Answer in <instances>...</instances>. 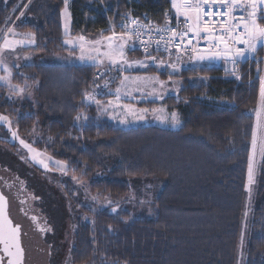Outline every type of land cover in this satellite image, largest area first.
Here are the masks:
<instances>
[{
	"label": "trees",
	"instance_id": "trees-1",
	"mask_svg": "<svg viewBox=\"0 0 264 264\" xmlns=\"http://www.w3.org/2000/svg\"><path fill=\"white\" fill-rule=\"evenodd\" d=\"M18 1L8 0L5 6L0 0V29ZM28 4L24 28L35 45L22 51L37 62L22 63L13 74V85H29L22 108L10 115L19 135L38 123L44 138L38 145L55 160L67 161L70 176L85 179L92 191L112 200L129 195L130 181L134 186L153 181L157 189L162 185L147 218L130 219L126 210L112 213L110 206L96 212L81 209L69 264H237L242 232L243 264H264V155L245 217L259 90L256 65L243 63L239 81L223 79L216 68L181 71L178 99L163 101L178 114L180 126L122 128L99 116L93 105L81 103L104 80L94 77L98 67L45 62L66 51L60 21L64 0ZM170 7V0H70V33L94 37L124 21V14L161 25ZM198 75L210 77L188 82ZM29 93L35 96L32 102ZM8 109L0 97V112ZM77 115L81 120H75Z\"/></svg>",
	"mask_w": 264,
	"mask_h": 264
},
{
	"label": "snow or ice",
	"instance_id": "snow-or-ice-1",
	"mask_svg": "<svg viewBox=\"0 0 264 264\" xmlns=\"http://www.w3.org/2000/svg\"><path fill=\"white\" fill-rule=\"evenodd\" d=\"M68 2L64 0L65 8L61 15L67 19ZM5 6L8 0H4ZM171 7L165 12V22L163 25H153L152 22L142 23L140 18L124 14L123 20L126 23L119 25L113 22L110 34L105 35L103 32L98 37L88 38L81 34L76 39L65 40L64 44L68 46L70 54L75 53L79 49V61L82 63H91L104 68L103 72L97 74V79H103L108 75L109 71L120 73L122 79L120 85L116 88L115 96L119 101L121 99V88L126 89L125 96H132L133 91L140 92L145 96H152L155 99H163L159 90L168 91V82L160 80L159 76H130L125 75L126 72L134 70H147L153 65L159 70L161 68H169L171 75L178 71L177 63L172 60L173 50L176 53V59L180 60L183 55L191 56L196 61H217L223 60L225 64L231 63L233 68L231 75L236 80L243 79L237 70V65L241 60H247L254 56L259 48L264 47V0H170ZM18 9H13V14ZM172 13L175 14L176 27L171 26ZM24 15L20 12V16ZM11 23L6 21V26ZM119 27L121 31L117 33L115 28ZM66 34L68 24H65ZM12 28L7 29L4 35L3 45L0 48H9L15 51L14 42L9 36L14 35ZM193 41L196 43L194 44ZM200 41H204L206 47L198 48ZM131 42V43H130ZM20 45H24L25 41H16ZM29 43H35L34 38ZM137 44L141 46L144 53L143 60H129L127 52L135 51ZM165 52L168 54V61L165 63L163 59L157 60L152 53ZM0 67L6 75L0 76V82H8L11 92L23 94L29 85L13 86L10 84L12 72L3 59H0ZM18 67V66H16ZM259 72V69H258ZM113 78L105 83L104 87H109ZM100 86L97 85V88ZM151 91H146L147 89ZM99 95V93H97ZM97 95L85 94V101L95 102L98 108L101 107V101ZM108 105H112V101H108ZM125 112L137 119L143 120L147 112V108L140 109L139 114L136 109L129 105H122ZM103 111H107L108 107L103 106ZM256 115V122L252 126L251 144L252 151L248 156L247 183L245 190L250 192V185L255 183V149L258 143L261 154L264 155V75H259V90L257 97V107L253 110ZM153 113H164L163 117H157L162 123H168L169 117L165 109H152ZM115 118V117H113ZM84 120L88 118L83 117ZM75 120H81V116L77 115ZM0 121L9 124L11 131V122L7 116L0 115ZM172 127L180 126L178 114L173 111L170 116ZM120 123H128L127 119H121ZM75 126V125H74ZM14 139H18L23 148L27 149L30 156L21 157L22 159H31L34 163L40 164L46 171H52L53 168L59 170L62 174L67 175L69 164L67 161L55 160L52 156L44 157L43 154L20 138L17 132H12ZM51 140L52 138L49 137ZM73 181H78L76 176L72 177ZM15 180L19 181L21 187L17 188V193H23L24 181L17 176ZM3 181L0 185V264H24L25 250L22 246V226L15 223L10 216L9 208L11 203L10 192L15 187L14 183L0 177ZM83 186V185H81ZM19 198V196L17 197ZM39 199V197H33ZM95 200L96 197H93ZM135 199V196H133ZM21 205L27 201L21 199ZM151 203L150 201H141V203ZM111 204V201H109ZM24 211V208H21ZM118 208H112L113 213H117ZM27 216V212H25ZM247 215V213H245ZM30 219L33 221L36 230L42 234L52 231L47 222L41 223V218L32 215ZM244 233L241 234L239 245V257L237 264H243V244ZM74 245L70 248V252L74 251Z\"/></svg>",
	"mask_w": 264,
	"mask_h": 264
},
{
	"label": "rangeland",
	"instance_id": "rangeland-1",
	"mask_svg": "<svg viewBox=\"0 0 264 264\" xmlns=\"http://www.w3.org/2000/svg\"><path fill=\"white\" fill-rule=\"evenodd\" d=\"M30 0H25L22 3V0H19L13 9H18L15 14H13V9L6 18L4 25L0 29V45H3L4 35L7 33L8 28H12L14 35L9 36V39L14 42L13 47L15 51H12L9 48H0V59H3L4 62L9 67L12 72L10 78V84H12L13 74L15 70L22 63H33L37 62L31 58L29 52H23L22 50L28 47H33L34 43H29L34 36L30 31H27L24 27L27 16L25 15L28 3ZM70 0L68 2V17L67 19L61 15L62 11L65 8V4L60 12V21H61V36H62V47L66 50L59 53L51 54V56L45 61L53 64H60L66 66L72 65H91L101 68L100 66L93 65L91 63H82L79 61V49L75 53L70 54L68 46L64 44L65 40L76 39L80 35H72L70 33L71 18L69 10ZM20 12H23L24 15L21 17ZM10 20L11 23H8L6 26V21ZM68 24L67 34L65 29V24ZM98 33L94 37H98ZM105 35H107L105 33ZM93 38V37H91ZM23 40L25 41L24 45L15 43L16 41ZM127 58L129 60H143L144 55H135L130 53V50L127 52ZM159 60V59H157ZM245 62L253 63L256 65L254 78L259 82V75H264V47L258 49L254 56L247 60H241L238 64L239 73L241 75V65ZM18 66V67H16ZM178 71L171 75V80H169V73L172 71L169 68L157 69L154 65L147 70H134L131 72H126L125 75L130 76H159L160 80L168 82V91L159 90L160 95L163 99H155L152 96L142 95L140 92L133 91L132 96H125L124 92L126 89L121 88V99L118 101L115 96L116 88L120 85V80L122 76L120 73L115 71H109L108 75L105 76L101 83H98L100 86L92 90V95H97V98L101 100V107L94 106L96 112L101 117H107L108 120L112 121L117 126L122 128H129L136 125H157L160 127L171 128L170 116L173 111H170L163 101L166 98L178 99L180 90L182 89V81L177 76L181 71L190 70L194 68H216L221 71V77L223 79H233L236 80L234 76L230 73L228 64H225L223 60L217 61H196L194 58L186 60L181 65L177 66ZM103 68V67H102ZM150 69V70H149ZM259 69V72H258ZM144 72V73H143ZM6 75L3 71V68L0 67V76ZM160 75H164V78H161ZM113 78L109 87L105 88V83L109 78ZM208 75H198L188 79L190 84H196L199 81H206L209 79ZM238 81V80H236ZM15 86V85H13ZM1 88L5 89L6 92H2ZM146 91H151L147 89ZM0 97L4 102L8 103L10 109L1 113L8 117V120L11 122V131L9 130V124L5 121H0V126L4 129V134L0 132V177L8 180L10 183H14L15 187L10 192L11 203L14 206L15 214L20 218L25 230L27 231L31 247L37 250L39 255L38 260L40 264H69V251L72 247V233L73 226L76 223L78 215L81 213V209H88L89 211L96 212L99 209L105 207L118 208L117 213L122 210H126L130 216V219L136 217H148L151 214L152 206L154 199L157 197L161 184L158 189L153 181H146L143 184L133 185L130 181V193L127 197L122 200H112L107 195L103 194L99 190L92 191L89 188V183L85 179H80L73 181L72 176L69 174L64 175L59 170L53 168L52 171H46L40 164L34 163L31 159H22L21 157H28L31 154L27 149L19 143L18 139H14L12 132H17L13 121L10 119V115L14 109L18 110L22 108L23 95L20 93H13L10 91L8 82H0ZM29 101H34L35 96L32 93H29ZM112 101V105H108V101ZM155 102L154 106H151ZM142 104V105H140ZM17 106V107H14ZM108 107L107 111H103V106ZM122 105H129L136 109L139 114L140 109L147 108L145 119L139 120L137 116L128 114L125 112ZM13 107V108H12ZM165 109L169 117L168 123H162L157 117H163L164 113H153L152 109ZM19 114V112H18ZM115 117V118H113ZM121 119H127L128 123H120ZM256 122V115H255ZM18 133V132H17ZM19 135V133H18ZM20 138L24 139L26 142L32 144L34 148L40 151L43 156L46 158L51 156L48 152L45 151L44 147L39 146L38 143H43V133L41 126L36 123L34 124L26 133L25 136L19 135ZM252 151V144L250 147V152ZM261 151L259 147V134H258V143L255 149V183L250 185V192L247 191V203L245 213H249L251 199L255 193L256 188V178H257V168L258 163L261 159ZM54 159V158H53ZM248 169V168H247ZM19 177L20 180H23L25 183L23 187L25 191L23 193H17V188L21 187L19 181L15 180L16 177ZM3 181H0L2 185ZM247 183V182H246ZM83 185V186H81ZM19 196V198H17ZM135 196V199H133ZM33 197H39V199H33ZM93 197H96L94 200ZM24 199L27 202L24 205L20 204V200ZM150 201L151 203L141 201ZM111 201V204H109ZM24 208V211H21V208ZM112 212V209L110 210ZM27 212V216L25 215ZM113 213V212H112ZM32 215L41 218V223L47 222L48 226L52 231L42 234L36 230V227L33 221L30 219ZM245 215V217L247 216ZM239 257V256H238Z\"/></svg>",
	"mask_w": 264,
	"mask_h": 264
},
{
	"label": "built area",
	"instance_id": "built-area-1",
	"mask_svg": "<svg viewBox=\"0 0 264 264\" xmlns=\"http://www.w3.org/2000/svg\"><path fill=\"white\" fill-rule=\"evenodd\" d=\"M164 22H165V19H164ZM164 22L161 24L163 25ZM121 23H126V21H122V22H119V23H116L117 25L121 24ZM146 24V23H145ZM171 26L172 27H176V20H175V14L172 13V20H171ZM111 29H112V24H109V26L104 29V30H101L99 33L103 32L104 34L106 33L107 35L110 34L111 32ZM115 31L117 33H119L121 31V29L119 27H116L115 28ZM131 43V42H130ZM193 43L195 44L196 42L193 41ZM198 48H205L206 45H205V42L204 41H200L199 45L197 46ZM131 51V50H130ZM131 52H135V53H140L142 55H144L143 51L141 50V46L139 44H137V48L135 51H131ZM154 56L157 57V59H163L165 61V63H167L169 57H168V54L165 53V52H161V53H157L155 51H153L152 53ZM193 57L191 56V53H189L188 55H183L180 57V60H177L176 59V53H175V50H173V55H172V60L175 61L177 63V66L181 65L182 63H184L186 60L188 59H192ZM228 68L231 72L233 66L231 63L228 64ZM239 69V66L237 65V70ZM104 71V68H98L96 71H95V79L96 80H101V79H97V74L100 73V72H103Z\"/></svg>",
	"mask_w": 264,
	"mask_h": 264
},
{
	"label": "water",
	"instance_id": "water-1",
	"mask_svg": "<svg viewBox=\"0 0 264 264\" xmlns=\"http://www.w3.org/2000/svg\"><path fill=\"white\" fill-rule=\"evenodd\" d=\"M9 212L13 221L15 223H19L22 226L21 241H22V246L25 250L24 264H40V260H38L39 255L37 253V250L31 247L32 244L30 242V237L27 231L25 230L20 218L15 214L14 206L12 203H10Z\"/></svg>",
	"mask_w": 264,
	"mask_h": 264
},
{
	"label": "crops",
	"instance_id": "crops-1",
	"mask_svg": "<svg viewBox=\"0 0 264 264\" xmlns=\"http://www.w3.org/2000/svg\"><path fill=\"white\" fill-rule=\"evenodd\" d=\"M100 101H101V100H100ZM85 102L88 103V104H91V105H93V106H97L95 102H91V103H89V102H87V101H85ZM156 126H157V125H156ZM171 128H177V127H171Z\"/></svg>",
	"mask_w": 264,
	"mask_h": 264
},
{
	"label": "flooded vegetation",
	"instance_id": "flooded-vegetation-1",
	"mask_svg": "<svg viewBox=\"0 0 264 264\" xmlns=\"http://www.w3.org/2000/svg\"><path fill=\"white\" fill-rule=\"evenodd\" d=\"M14 212H16V211L14 210Z\"/></svg>",
	"mask_w": 264,
	"mask_h": 264
}]
</instances>
